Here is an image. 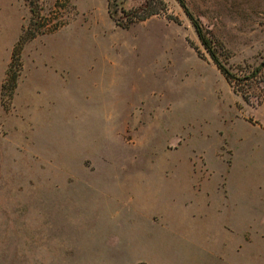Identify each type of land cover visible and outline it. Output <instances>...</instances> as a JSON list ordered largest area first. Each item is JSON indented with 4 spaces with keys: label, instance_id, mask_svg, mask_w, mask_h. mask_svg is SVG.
<instances>
[{
    "label": "rangeland",
    "instance_id": "374dc122",
    "mask_svg": "<svg viewBox=\"0 0 264 264\" xmlns=\"http://www.w3.org/2000/svg\"><path fill=\"white\" fill-rule=\"evenodd\" d=\"M117 3L41 0L10 96L0 0V264H264V0Z\"/></svg>",
    "mask_w": 264,
    "mask_h": 264
},
{
    "label": "trees",
    "instance_id": "16d2710c",
    "mask_svg": "<svg viewBox=\"0 0 264 264\" xmlns=\"http://www.w3.org/2000/svg\"><path fill=\"white\" fill-rule=\"evenodd\" d=\"M30 6V11H31V18L29 21L28 26L25 28L23 33L20 35L19 39L15 43L12 51V57H11V62L9 64V69L7 72V77L6 80L3 84V89H2V95H5L6 92H10V96L13 95L17 85H18V79L20 76V73L22 71V51L25 45L37 37V35L46 33L47 31H51L49 22H46V18L43 16L41 13V0H27ZM184 7H186L185 0H178ZM118 3L117 0H109V12L112 17V19L120 26H125L123 24L122 16H119V11L121 13H127L129 14L130 12L128 10H125L124 8H119L117 7ZM134 10V9H131ZM129 12V13H128ZM132 12V11H131ZM155 12L154 6H151L150 8L146 9L145 14L143 15L142 19H145L151 15H153ZM58 26L56 25L55 28ZM195 27L197 28L198 35L203 43V45L206 47L212 58L214 59L215 63L219 67V69L222 71V73L226 76V78L229 80V82L233 85L234 89L236 92H241V95L243 99L250 103L251 98L248 92L245 91H240L239 89L234 86V83L237 81H240L241 78H238L236 74L231 72L229 69H227L222 62L220 61V56L218 53L214 50L213 46L211 45V42L206 36L204 35L201 26L195 22ZM264 69V62H261L260 65H258L255 69L254 72L251 74L250 78L258 76L261 71Z\"/></svg>",
    "mask_w": 264,
    "mask_h": 264
}]
</instances>
